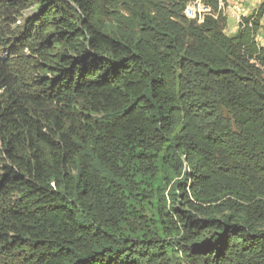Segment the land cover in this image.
I'll return each mask as SVG.
<instances>
[{
    "label": "trees",
    "instance_id": "1",
    "mask_svg": "<svg viewBox=\"0 0 264 264\" xmlns=\"http://www.w3.org/2000/svg\"><path fill=\"white\" fill-rule=\"evenodd\" d=\"M188 1L0 0V264H264V0Z\"/></svg>",
    "mask_w": 264,
    "mask_h": 264
},
{
    "label": "built area",
    "instance_id": "2",
    "mask_svg": "<svg viewBox=\"0 0 264 264\" xmlns=\"http://www.w3.org/2000/svg\"><path fill=\"white\" fill-rule=\"evenodd\" d=\"M240 2H243V0H240L239 3ZM242 11L247 12L244 9H240V7L236 4L225 3L224 0H219V8L217 11H214L203 0H190L184 9V15L188 19L196 21L199 24L203 23L209 16L216 19H218L220 16L232 17L236 21L237 28H239L240 26H246L244 17L247 16L250 12L249 11L248 13H242ZM250 25L252 26V23H250ZM256 40L258 43L259 40L262 41V38H260V34L256 36Z\"/></svg>",
    "mask_w": 264,
    "mask_h": 264
},
{
    "label": "rangeland",
    "instance_id": "3",
    "mask_svg": "<svg viewBox=\"0 0 264 264\" xmlns=\"http://www.w3.org/2000/svg\"><path fill=\"white\" fill-rule=\"evenodd\" d=\"M151 1H154V0H151ZM157 1L167 2L170 0H156V2ZM226 1L227 0H224L225 3H227ZM244 1L245 0H243V2L239 3V0H232V4H236L240 7V9H244L247 11V12L242 11V13H248L249 11L252 10L251 5L253 3V0H247L248 1L247 3H244ZM227 4H229V3H227ZM123 14L126 15L127 18L130 17V15L127 12L123 11ZM225 18H227V32H229L231 35H234L235 32H234V30L232 31V29L230 27H233V26L235 27V25L237 26L235 19H233L232 17H225ZM259 34H260V38H262V41L259 40V44L261 45L262 42L264 41V30L261 29Z\"/></svg>",
    "mask_w": 264,
    "mask_h": 264
},
{
    "label": "crops",
    "instance_id": "4",
    "mask_svg": "<svg viewBox=\"0 0 264 264\" xmlns=\"http://www.w3.org/2000/svg\"><path fill=\"white\" fill-rule=\"evenodd\" d=\"M240 1V0H239ZM262 0H253V3L251 5V8L256 6V5H259L261 3ZM227 3H232V0H227L226 1ZM248 1L245 0L244 3H247ZM232 30H234L235 32L238 30L237 26L235 25V27H230Z\"/></svg>",
    "mask_w": 264,
    "mask_h": 264
}]
</instances>
